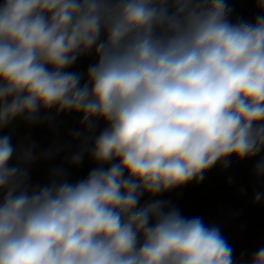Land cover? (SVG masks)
<instances>
[{
    "label": "clouds",
    "instance_id": "1",
    "mask_svg": "<svg viewBox=\"0 0 264 264\" xmlns=\"http://www.w3.org/2000/svg\"><path fill=\"white\" fill-rule=\"evenodd\" d=\"M255 4L254 20L233 21L226 0L0 2V130L77 114L69 163L96 165L74 183L57 168L34 184L33 147L10 164L0 136V264H236L218 226L154 198L264 150ZM83 56L94 63L82 84L67 69ZM253 175L264 178V159ZM247 264H264V248Z\"/></svg>",
    "mask_w": 264,
    "mask_h": 264
},
{
    "label": "trees",
    "instance_id": "2",
    "mask_svg": "<svg viewBox=\"0 0 264 264\" xmlns=\"http://www.w3.org/2000/svg\"><path fill=\"white\" fill-rule=\"evenodd\" d=\"M226 2L233 9V21H252L259 12L255 0ZM91 63H94V57L83 56L67 71L80 73L83 84ZM41 116H45V113L42 112ZM105 127L104 121H100L95 135ZM76 130H82L79 115L55 112L49 121L35 125L18 118L0 130V136H10L16 149L10 164L15 163V157L22 154L25 148L33 147L36 157L32 162L35 164L34 184L47 183L51 171L57 168H62L69 182L74 183L86 178L96 166L87 154L79 166L69 163L71 155L80 146V141L72 137ZM47 152L55 153L54 158L47 159L44 155ZM261 159H264V150L255 157L243 160L232 156L227 167L217 164L205 173L199 183L193 181L154 199L165 202L169 208L179 209L186 218L200 217L205 225L218 226L223 238L233 249L236 264H247L258 249L264 248V178L253 175V168ZM257 194H260L259 201L255 200ZM148 200L147 195L142 197L141 205Z\"/></svg>",
    "mask_w": 264,
    "mask_h": 264
},
{
    "label": "rangeland",
    "instance_id": "3",
    "mask_svg": "<svg viewBox=\"0 0 264 264\" xmlns=\"http://www.w3.org/2000/svg\"><path fill=\"white\" fill-rule=\"evenodd\" d=\"M47 153H50L48 156H46L47 159L51 160V159L54 158L55 153H52V152H47ZM17 157L18 156L15 157V163L14 164L18 163ZM34 167H35V164L31 163V165H30V179H31L32 183H34V179H33V169H34Z\"/></svg>",
    "mask_w": 264,
    "mask_h": 264
},
{
    "label": "water",
    "instance_id": "4",
    "mask_svg": "<svg viewBox=\"0 0 264 264\" xmlns=\"http://www.w3.org/2000/svg\"><path fill=\"white\" fill-rule=\"evenodd\" d=\"M54 113H55V110L53 109V110L49 113V115L47 116V118H46L45 121H49L50 118L54 115Z\"/></svg>",
    "mask_w": 264,
    "mask_h": 264
}]
</instances>
